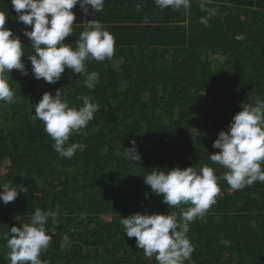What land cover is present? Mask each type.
I'll use <instances>...</instances> for the list:
<instances>
[{
    "label": "trees",
    "instance_id": "16d2710c",
    "mask_svg": "<svg viewBox=\"0 0 264 264\" xmlns=\"http://www.w3.org/2000/svg\"><path fill=\"white\" fill-rule=\"evenodd\" d=\"M201 3L191 0L189 9L174 10L159 9L154 0H105L92 15L77 4L73 34L65 42L75 46L91 19L115 38L112 58L86 61L88 72L99 74L92 89L83 74L68 68L56 83L35 79L27 58L31 42L24 37L28 74L13 69L15 103L0 102V172L10 163L0 185H23L26 192L8 204L0 200L6 226L0 262L9 252L11 227L30 223L40 208L56 212L58 220L49 218L46 225L53 237L41 253L46 264H157L126 235L121 218L137 212L179 215L189 206L170 209L143 175L153 168L208 165L222 177L227 170L209 159L219 151L214 140L243 103L264 99V0H205L211 16ZM0 11L21 39L24 24L11 0H0ZM57 89L72 107L82 106L83 95L99 105L87 127L70 136L69 143L80 146L71 159L54 150L29 101L34 105ZM133 140L140 162L124 154ZM219 186L216 203L190 224L195 251L186 264H264V183L233 191L220 179Z\"/></svg>",
    "mask_w": 264,
    "mask_h": 264
},
{
    "label": "clouds",
    "instance_id": "9594fccd",
    "mask_svg": "<svg viewBox=\"0 0 264 264\" xmlns=\"http://www.w3.org/2000/svg\"><path fill=\"white\" fill-rule=\"evenodd\" d=\"M105 0H11L17 13L16 19L30 30L24 29V36L31 42L33 54L27 55L31 62V72L35 79L56 83L65 69L85 76V86L92 89L99 82L97 72H88L86 61L97 62L113 57L115 38L99 20L87 21L79 34L75 46L65 42L73 34L76 15L72 11L78 4L84 14L103 10ZM159 9H189L191 0H154ZM139 7V6H138ZM201 10L208 15L213 10L205 7L202 0ZM7 14L0 11V102L15 103V92L9 83V73L13 69L22 75L28 69L22 57L25 56L24 44L18 35L6 26ZM201 23L207 24L206 18ZM82 106L72 107L62 98L57 89L53 95L45 92L34 105L35 117L44 123L46 133L54 141L53 148L61 157L71 159L80 147L69 143L73 133H79L94 119L99 105L87 96L79 98ZM131 147H124L125 156L141 161V155L133 140ZM213 148L218 152L210 154L213 164H219L227 171L218 177L213 167L201 168L179 166L161 171L153 168L150 174L143 175L144 182L156 195H163V203L170 209L188 205L179 215L175 211L164 213L139 212L122 217L121 225L129 238H136V245L146 257H155L157 264H186L191 260L195 247L187 235L190 224L203 218L210 207L216 203L221 192L219 180L227 182L233 191L244 189L259 181L264 183V99L255 104L243 103L241 110L230 121L228 129L221 130L214 140ZM0 200L4 204L14 201L20 192H26L23 185L4 183L0 185ZM49 218L58 222L57 213L40 208L35 209L30 223L12 226L7 239L10 264H46L41 253L46 251L53 239L47 228Z\"/></svg>",
    "mask_w": 264,
    "mask_h": 264
},
{
    "label": "rangeland",
    "instance_id": "374dc122",
    "mask_svg": "<svg viewBox=\"0 0 264 264\" xmlns=\"http://www.w3.org/2000/svg\"><path fill=\"white\" fill-rule=\"evenodd\" d=\"M150 6L154 8L153 5L150 4ZM217 61H220L222 65H224L225 62H226V60H224V59H220V60H217ZM67 78H69V76H67ZM39 91H41V89H39ZM233 111H237L236 107L233 108ZM33 114L35 115V112ZM9 165H10L9 162H5L3 164V168L1 169V172H0L1 176H6V174L8 172ZM3 232H4V229L1 228V224H0V234H2ZM3 252H4V248H3L2 242L0 241V254L3 253ZM5 257L7 258V255ZM7 263H8V258H7ZM9 263H10V261H9Z\"/></svg>",
    "mask_w": 264,
    "mask_h": 264
},
{
    "label": "bare ground",
    "instance_id": "6f19581e",
    "mask_svg": "<svg viewBox=\"0 0 264 264\" xmlns=\"http://www.w3.org/2000/svg\"><path fill=\"white\" fill-rule=\"evenodd\" d=\"M224 5H222V4H220L219 5V8H217V10H222V7H223ZM23 27H24V29L26 28V26L25 25H23ZM25 36H24V34H23V36H22V38H21V41L23 42L24 40H25V38H24ZM221 58H218L217 60H220ZM226 63V62H225ZM39 89H41V91H39ZM44 89H45V86H42V87H39L38 89H37V92H39V93H41L42 91H44ZM29 101H31V108H32V106H34L33 105V103H32V100L31 99H29ZM34 113V112H33ZM0 224H1V228H3L4 230L6 229V226H5V222H3L1 219H0ZM0 263H2V264H10L9 263V260H8V263H7V258L5 257V262L3 263V262H0Z\"/></svg>",
    "mask_w": 264,
    "mask_h": 264
}]
</instances>
